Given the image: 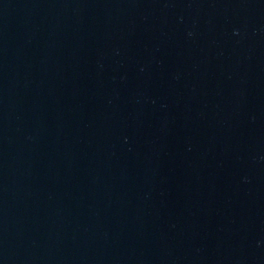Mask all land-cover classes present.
<instances>
[{
    "label": "water",
    "instance_id": "obj_1",
    "mask_svg": "<svg viewBox=\"0 0 264 264\" xmlns=\"http://www.w3.org/2000/svg\"><path fill=\"white\" fill-rule=\"evenodd\" d=\"M0 264H264V0H0Z\"/></svg>",
    "mask_w": 264,
    "mask_h": 264
}]
</instances>
